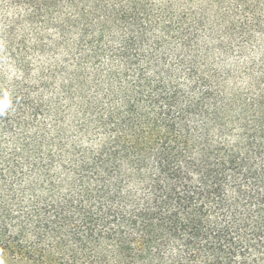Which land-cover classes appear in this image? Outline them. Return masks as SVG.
I'll return each mask as SVG.
<instances>
[{
	"label": "trees",
	"instance_id": "trees-1",
	"mask_svg": "<svg viewBox=\"0 0 264 264\" xmlns=\"http://www.w3.org/2000/svg\"><path fill=\"white\" fill-rule=\"evenodd\" d=\"M0 264H264V0H0Z\"/></svg>",
	"mask_w": 264,
	"mask_h": 264
}]
</instances>
